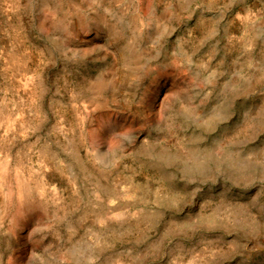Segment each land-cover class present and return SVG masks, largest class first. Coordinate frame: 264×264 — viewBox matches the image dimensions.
Here are the masks:
<instances>
[{
  "label": "rangeland",
  "instance_id": "rangeland-1",
  "mask_svg": "<svg viewBox=\"0 0 264 264\" xmlns=\"http://www.w3.org/2000/svg\"><path fill=\"white\" fill-rule=\"evenodd\" d=\"M0 264H264V0H0Z\"/></svg>",
  "mask_w": 264,
  "mask_h": 264
}]
</instances>
